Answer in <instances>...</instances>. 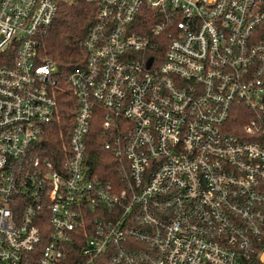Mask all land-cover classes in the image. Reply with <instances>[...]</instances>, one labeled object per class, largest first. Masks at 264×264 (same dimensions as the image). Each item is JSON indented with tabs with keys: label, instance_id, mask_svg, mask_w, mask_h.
Here are the masks:
<instances>
[{
	"label": "built area",
	"instance_id": "2783aa9c",
	"mask_svg": "<svg viewBox=\"0 0 264 264\" xmlns=\"http://www.w3.org/2000/svg\"><path fill=\"white\" fill-rule=\"evenodd\" d=\"M83 1L60 85L40 48L79 0H0V264H264V0ZM94 109L112 180L91 170Z\"/></svg>",
	"mask_w": 264,
	"mask_h": 264
},
{
	"label": "trees",
	"instance_id": "16d2710c",
	"mask_svg": "<svg viewBox=\"0 0 264 264\" xmlns=\"http://www.w3.org/2000/svg\"><path fill=\"white\" fill-rule=\"evenodd\" d=\"M93 19V5L83 0H79L75 5L63 4L59 7L47 34L44 36L40 54L44 57L51 58L56 63V77L60 85L64 84L67 76L75 67L83 64L84 55L78 45V41L85 36ZM153 53L156 55L159 52L155 50ZM76 111L75 99L67 91L60 92L59 113L61 122L53 125L47 134L50 144L49 148H54L60 142L58 133L60 128L64 130V133L69 132ZM94 114V119L90 125V139L87 149L91 159V170L104 179L112 180L115 177V169L118 161L107 151L102 150L101 145H103L104 140L100 133L101 111L94 109ZM242 122H237L235 124L236 127L230 129L229 132L238 134ZM74 257V255L69 256L64 264H73Z\"/></svg>",
	"mask_w": 264,
	"mask_h": 264
},
{
	"label": "water",
	"instance_id": "95a60500",
	"mask_svg": "<svg viewBox=\"0 0 264 264\" xmlns=\"http://www.w3.org/2000/svg\"><path fill=\"white\" fill-rule=\"evenodd\" d=\"M151 62H152V58H150V59L148 60L147 65L149 66V65L151 64Z\"/></svg>",
	"mask_w": 264,
	"mask_h": 264
}]
</instances>
